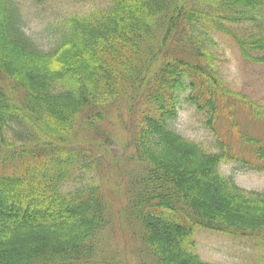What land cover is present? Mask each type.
<instances>
[{
    "label": "trees",
    "instance_id": "obj_1",
    "mask_svg": "<svg viewBox=\"0 0 264 264\" xmlns=\"http://www.w3.org/2000/svg\"><path fill=\"white\" fill-rule=\"evenodd\" d=\"M83 2L47 26L45 50L18 2L0 0V264H119L106 252L115 213L99 173L116 114L135 163L123 214L141 264H212L196 252L198 229L264 234V192L218 172H264V141L242 127L264 126V106L227 86L213 52L225 37L264 66V0ZM184 105L216 135L214 150L179 133Z\"/></svg>",
    "mask_w": 264,
    "mask_h": 264
},
{
    "label": "rangeland",
    "instance_id": "obj_2",
    "mask_svg": "<svg viewBox=\"0 0 264 264\" xmlns=\"http://www.w3.org/2000/svg\"><path fill=\"white\" fill-rule=\"evenodd\" d=\"M18 2L23 20L27 26L28 34L47 49L50 41V32L47 26H53L55 22L63 19L73 12L86 11L89 7L83 0H16ZM86 2V1H85ZM88 3V2H87ZM55 29V26L53 27ZM213 52L222 69V78L227 86L234 92L246 96L250 102L264 106V66L255 65L247 61L239 52L236 45L228 38H216ZM242 127L249 136L264 141V126L257 123L242 121ZM177 129L186 139L201 143L206 149L214 150L216 135L208 130L202 123V118L195 110L184 105L179 112ZM105 141L101 140L105 152L99 173L108 176V180L102 181L110 202L115 219L111 229L104 234L106 252L114 257L119 264H141L145 253L141 251L138 234L135 227L124 217V209L127 206V188L131 179V169L135 163L129 160L131 149L126 146L121 119L116 114L115 120L107 122L104 127ZM222 130H226V122L218 135L224 136ZM217 135V136H218ZM226 140V136L224 137ZM84 150L90 149L96 155L89 139H82ZM106 142V143H105ZM89 143L91 147H89ZM95 161L96 160V157ZM93 174H97V162ZM221 173L226 177L232 176L235 183L247 191L264 192V172H248L243 170L239 163L224 164ZM199 174V173H197ZM208 188L200 185L201 190L210 192L214 185L208 183ZM221 192V190H220ZM221 194V193H220ZM215 197V198H214ZM122 212V214H121ZM196 252L200 258L212 264H260L264 261V239L237 237L221 233H215L204 229H198L195 233Z\"/></svg>",
    "mask_w": 264,
    "mask_h": 264
},
{
    "label": "bare ground",
    "instance_id": "obj_3",
    "mask_svg": "<svg viewBox=\"0 0 264 264\" xmlns=\"http://www.w3.org/2000/svg\"><path fill=\"white\" fill-rule=\"evenodd\" d=\"M224 164H222L220 167H218V172H220L221 173V171H222V166H223ZM205 166H206V169H208V171L209 172H211V169H212V167H211V165H209V164H205ZM248 172H251V171H248ZM258 173H260V172H258ZM232 179H233V177L232 176H230ZM234 180V179H233ZM173 232H175V230H174V228H171V230H170V233H173ZM258 236V237H257ZM256 237H257V239H261V237L264 239V234H259V235H257ZM170 238V237H169ZM178 240V239H177ZM254 240H255V237H254ZM263 263V261L260 259V264H262Z\"/></svg>",
    "mask_w": 264,
    "mask_h": 264
}]
</instances>
